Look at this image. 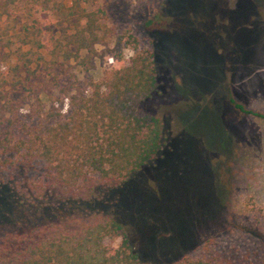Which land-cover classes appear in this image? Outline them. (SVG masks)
I'll return each instance as SVG.
<instances>
[{"label": "rangeland", "instance_id": "1", "mask_svg": "<svg viewBox=\"0 0 264 264\" xmlns=\"http://www.w3.org/2000/svg\"><path fill=\"white\" fill-rule=\"evenodd\" d=\"M50 6L14 0L0 15L7 43L0 91L31 125L53 123L58 116L48 117L49 110L66 116L64 90L88 93L90 82L111 77L116 60L129 62L135 45L155 55L157 85L137 114L158 120L163 147L93 206L115 214L145 261L170 264L190 255L264 264V0L86 3L102 8L108 30V44L96 46L89 64L83 51L76 59L28 43L24 31L34 26L45 41L59 36ZM7 186L0 189V230L27 229L62 213L22 210ZM119 242L117 235L104 239L110 247Z\"/></svg>", "mask_w": 264, "mask_h": 264}, {"label": "trees", "instance_id": "2", "mask_svg": "<svg viewBox=\"0 0 264 264\" xmlns=\"http://www.w3.org/2000/svg\"><path fill=\"white\" fill-rule=\"evenodd\" d=\"M13 1L1 2L0 15L9 12ZM99 1L51 0L59 36L52 43L45 41L34 26L24 31L26 40L76 59L83 51L81 61L89 64L98 55L96 46L108 44L104 11L85 7ZM6 46L0 36V52ZM116 61L111 77L90 82L88 93L64 90L69 113L62 117L49 110L48 117L58 118L43 129L24 120L0 91V189L8 184L11 199L22 210H62L27 229L0 230V264H154L140 258L112 211L93 206L163 147L158 120L137 114L157 85L154 52L135 45L127 64ZM235 107L252 113L240 104ZM115 235L120 242L107 246L104 239ZM170 264L228 263L183 255Z\"/></svg>", "mask_w": 264, "mask_h": 264}]
</instances>
